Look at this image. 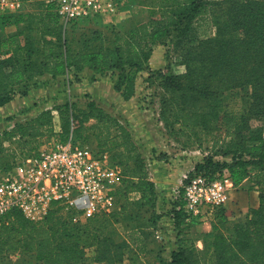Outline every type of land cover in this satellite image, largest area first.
Segmentation results:
<instances>
[{
  "label": "trees",
  "instance_id": "16d2710c",
  "mask_svg": "<svg viewBox=\"0 0 264 264\" xmlns=\"http://www.w3.org/2000/svg\"><path fill=\"white\" fill-rule=\"evenodd\" d=\"M33 1L34 9L0 14V107L10 100L17 89L14 86L27 92L43 74L53 78L73 74L80 82L79 73L85 69L94 75L115 76L114 88L130 99L135 94L137 74L148 67L154 46L171 41L186 70L160 74L165 125L180 135L188 132L198 136L197 132L204 131L211 136L212 152L195 164V171L213 178L226 170L234 185L248 181L259 191V204L251 207L244 219L233 221L230 228L212 222V230L203 234L201 250L192 243L184 244L182 236L168 258L156 264H264V0H141L148 18L132 22L124 30L113 27L110 33L106 29L79 33L73 29L77 22L88 20L98 27L107 24L93 19L67 23L70 29L63 30L64 22L50 6ZM206 6L208 13L202 14ZM205 19L211 21L214 34H195L199 21ZM10 22L18 25L17 33L4 32ZM26 28L36 30L39 38L28 36ZM246 87L240 114L227 110L220 99L233 89ZM75 106L68 102L57 106L61 132L54 131L53 113L47 109L0 134V174L54 133L65 138L72 132L76 141L87 144L86 129L79 118L82 112L97 118L94 148L108 151L121 165L115 208L74 220L73 210L57 206L38 222L12 210L0 222V255L31 254L37 264H89L87 249L92 248L97 259L116 260L123 255L122 247H127L124 239H115L112 227L126 209L122 199L128 200L130 193L137 191L138 206L155 204L156 185L149 179L143 155L128 127L93 100L85 110ZM252 120L259 123L253 125ZM15 135L22 147L8 154L3 140ZM5 153L10 155L6 161ZM218 155L227 159L217 160ZM224 209L217 212L223 221L227 220ZM172 213L178 235L192 227L182 203ZM134 244L136 250L144 251V245Z\"/></svg>",
  "mask_w": 264,
  "mask_h": 264
},
{
  "label": "rangeland",
  "instance_id": "374dc122",
  "mask_svg": "<svg viewBox=\"0 0 264 264\" xmlns=\"http://www.w3.org/2000/svg\"><path fill=\"white\" fill-rule=\"evenodd\" d=\"M23 9L25 11L32 7L33 0H24ZM34 9V8H31ZM206 6L202 14H207ZM148 18L147 7L141 0H136L132 7V14L129 17H116L109 21L105 26L98 27L95 22H77L73 29L77 33L81 31H91L102 29L110 33L111 28L115 27L124 30L132 22L146 20ZM24 23H20L22 25ZM63 30H69V24L62 23ZM1 30V28H0ZM6 33H17L18 25L7 23L4 27ZM214 26L210 20L199 21L198 30L195 34L206 36L214 34ZM28 36L34 35L39 38V33L33 29L26 28ZM47 38L55 39L49 35ZM36 44L40 45L38 41ZM186 70L185 64L179 52H175L171 41L157 44L154 46L152 55L148 61V67L137 74L135 82V94L130 99H124L120 92L114 88L115 76L109 74L98 75L91 69L80 72V82L74 80V75L51 77L43 74L34 79L36 84L30 86L27 92L20 91L19 86L12 94L10 100L0 107V134L9 131L15 123L27 122L34 118L43 110H52L53 129L61 132V116L56 109L64 103H73L80 110H85L90 100L117 118L130 130L133 139L137 143L145 160L149 179L154 181L157 189L156 202L153 206L150 203L138 206L135 201L140 193L131 192L128 200L122 199L126 209L123 210L114 222V232L116 240H125L127 247H122L123 255L116 260L105 261L97 259L94 249H87L89 264H156L161 259H167L171 251L178 247V240L185 236L184 244H194L199 250L203 248L206 236L202 230L198 229V224L211 220L217 223L220 228H230L233 221L244 219L235 218L231 211L227 209L231 191L236 186L238 189H248L249 182L243 181L238 185L227 181L228 201L222 206H217L211 210L207 205H202L200 210L202 215L189 230L178 235V230L173 224L174 207L185 205V192L191 184L206 186L216 179L230 180L229 173L225 170L222 174H217L210 178L204 173L195 171V164L203 160L204 156L212 152L211 136L206 132H197L198 136H193L187 132L185 135L176 134L165 125L161 110V98L164 95L159 85L160 74H182ZM248 88L233 89L220 99L227 110L239 115L243 109V100ZM79 118L84 124L86 143L90 147L97 145L96 130H98L97 118L79 112ZM72 124V117H70ZM253 125L259 121L252 120ZM189 136H193L188 138ZM4 146L8 149V154L17 153L22 147L17 135L3 140ZM10 155L5 153V161ZM218 160L227 159L221 155L215 156ZM192 174V176H191ZM204 179V183L198 179ZM199 183H197V182ZM237 202V201H234ZM220 208H225L227 220L223 221L217 212ZM136 244L144 245L143 252L136 250ZM181 244V243H180ZM105 252L109 253L108 250ZM0 264H37L31 254L10 253L0 255Z\"/></svg>",
  "mask_w": 264,
  "mask_h": 264
},
{
  "label": "built area",
  "instance_id": "2783aa9c",
  "mask_svg": "<svg viewBox=\"0 0 264 264\" xmlns=\"http://www.w3.org/2000/svg\"><path fill=\"white\" fill-rule=\"evenodd\" d=\"M41 1L65 23L83 19L108 23L132 14L126 0ZM23 4V0H0V14L20 12ZM39 143L31 152L17 157L11 169L0 174V222L12 210H19L27 219L38 222L57 206L73 210L74 220L115 208L122 168L108 151L76 141L72 132L65 138L54 133ZM227 181L216 179L206 186L199 185V191L196 183L187 187L183 205L186 221L196 223L202 215V205L211 210L226 204Z\"/></svg>",
  "mask_w": 264,
  "mask_h": 264
},
{
  "label": "crops",
  "instance_id": "0c3cea01",
  "mask_svg": "<svg viewBox=\"0 0 264 264\" xmlns=\"http://www.w3.org/2000/svg\"><path fill=\"white\" fill-rule=\"evenodd\" d=\"M126 3L130 6L133 7L135 5L136 0H126ZM233 184V181L230 179L228 180ZM238 188L235 186L234 189H232L229 199H232V202H229L227 205V209H229L232 213V215L239 219V218H244L249 209L251 207H256L259 204V191L257 187L250 186L248 189H240L237 190ZM237 201V202H234ZM199 230H202L204 232H209L212 230V221L211 220H206L200 224L197 225Z\"/></svg>",
  "mask_w": 264,
  "mask_h": 264
}]
</instances>
